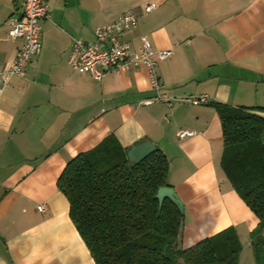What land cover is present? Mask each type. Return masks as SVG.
<instances>
[{
  "label": "crops",
  "instance_id": "0c3cea01",
  "mask_svg": "<svg viewBox=\"0 0 264 264\" xmlns=\"http://www.w3.org/2000/svg\"><path fill=\"white\" fill-rule=\"evenodd\" d=\"M41 46L0 95V264H96L69 217L57 179L69 159L115 138L126 151L148 141L168 161V185L184 205L177 248L224 229L240 242L238 264H254L250 233L258 219L221 167L224 151L214 103L246 107L264 118V0H45ZM154 4L145 12L147 4ZM21 0H0V68L21 38L8 18ZM138 17L121 41L137 49L146 35L171 54L156 65L167 102L153 96L143 65L97 80L67 63L74 38L123 13ZM206 94L208 103L179 101ZM179 129L194 131L184 139ZM264 138V136H263ZM45 204L42 211L37 209Z\"/></svg>",
  "mask_w": 264,
  "mask_h": 264
},
{
  "label": "trees",
  "instance_id": "16d2710c",
  "mask_svg": "<svg viewBox=\"0 0 264 264\" xmlns=\"http://www.w3.org/2000/svg\"><path fill=\"white\" fill-rule=\"evenodd\" d=\"M213 105L224 145L221 167L258 219L251 247L254 264H264V118L246 107ZM167 175L161 151L132 163L115 138L68 160L57 187L96 264H238L241 246L232 228L177 248L183 214L155 197Z\"/></svg>",
  "mask_w": 264,
  "mask_h": 264
},
{
  "label": "built area",
  "instance_id": "2783aa9c",
  "mask_svg": "<svg viewBox=\"0 0 264 264\" xmlns=\"http://www.w3.org/2000/svg\"><path fill=\"white\" fill-rule=\"evenodd\" d=\"M153 8L154 4L150 3L145 6L144 11L148 12ZM21 9L20 15L12 14L7 20L9 37L21 38L22 45L8 67L0 68V95L8 85L10 78L23 72L32 55L39 51L41 46L40 21L48 19L50 14L45 0H21ZM137 23V15L125 12L96 28L92 42L74 38L67 63L72 70L89 73L97 80L102 79L109 72H124L131 66L143 65L149 71L151 90L153 91V96L145 99L143 103L151 104L163 101L171 104L175 98L163 90L162 81L156 74L157 63L170 56L171 51L154 49L146 35L140 37L137 49H133L129 43L121 41L122 33L125 30L136 28ZM176 99L193 105L208 103L206 94ZM193 134L194 131L189 129L176 131V137L179 139ZM44 208L45 204L37 206L39 211Z\"/></svg>",
  "mask_w": 264,
  "mask_h": 264
},
{
  "label": "water",
  "instance_id": "95a60500",
  "mask_svg": "<svg viewBox=\"0 0 264 264\" xmlns=\"http://www.w3.org/2000/svg\"><path fill=\"white\" fill-rule=\"evenodd\" d=\"M155 150L156 147L152 143L148 141L141 142L139 144L131 146V148L127 150V158L132 163H138ZM155 197L159 202V206L162 205L164 199H169L174 205L177 206L178 210L182 214H184V205L179 199L173 187L169 185L160 186L156 192Z\"/></svg>",
  "mask_w": 264,
  "mask_h": 264
}]
</instances>
